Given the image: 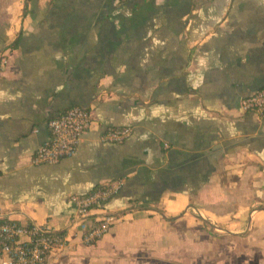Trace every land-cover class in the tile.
<instances>
[{
	"label": "crops",
	"instance_id": "1",
	"mask_svg": "<svg viewBox=\"0 0 264 264\" xmlns=\"http://www.w3.org/2000/svg\"><path fill=\"white\" fill-rule=\"evenodd\" d=\"M262 87L264 0H0V221L65 230L44 264H264V117L241 107ZM76 105L77 152L34 164ZM119 178L85 244L70 196Z\"/></svg>",
	"mask_w": 264,
	"mask_h": 264
},
{
	"label": "built area",
	"instance_id": "2",
	"mask_svg": "<svg viewBox=\"0 0 264 264\" xmlns=\"http://www.w3.org/2000/svg\"><path fill=\"white\" fill-rule=\"evenodd\" d=\"M6 62V58L1 59L3 65ZM241 107L246 112H255L264 117V87L246 96ZM92 124V111L87 107L76 105L60 112L48 121L50 137L34 152L33 163L55 164L71 157L79 149L83 135L91 129ZM132 133V128L128 126L109 127L103 132L102 140L121 143ZM124 183V179L119 178L87 194L70 196L80 238L85 244L95 242L117 222L115 213L95 214L91 211L93 208H103ZM69 246L68 233L49 223H20L12 219L0 221V253L6 259L5 264H44L50 255L62 253Z\"/></svg>",
	"mask_w": 264,
	"mask_h": 264
},
{
	"label": "trees",
	"instance_id": "3",
	"mask_svg": "<svg viewBox=\"0 0 264 264\" xmlns=\"http://www.w3.org/2000/svg\"><path fill=\"white\" fill-rule=\"evenodd\" d=\"M18 42H19V39H17V40L15 41L14 45H17V44H18Z\"/></svg>",
	"mask_w": 264,
	"mask_h": 264
}]
</instances>
